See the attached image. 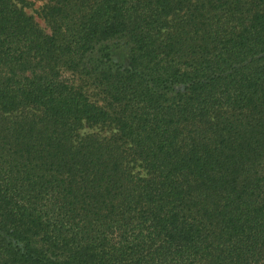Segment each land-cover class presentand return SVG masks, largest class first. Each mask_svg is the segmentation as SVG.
I'll use <instances>...</instances> for the list:
<instances>
[{
	"label": "trees",
	"instance_id": "1",
	"mask_svg": "<svg viewBox=\"0 0 264 264\" xmlns=\"http://www.w3.org/2000/svg\"><path fill=\"white\" fill-rule=\"evenodd\" d=\"M0 0V264H264V0Z\"/></svg>",
	"mask_w": 264,
	"mask_h": 264
},
{
	"label": "rangeland",
	"instance_id": "2",
	"mask_svg": "<svg viewBox=\"0 0 264 264\" xmlns=\"http://www.w3.org/2000/svg\"><path fill=\"white\" fill-rule=\"evenodd\" d=\"M25 1H26V3L24 4L25 12L34 18L38 26H40L42 29L49 32L45 24V21L40 16V9L44 3L40 1H35V0H25Z\"/></svg>",
	"mask_w": 264,
	"mask_h": 264
}]
</instances>
